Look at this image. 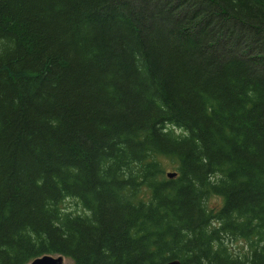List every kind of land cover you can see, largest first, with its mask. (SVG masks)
<instances>
[{"label":"trees","instance_id":"16d2710c","mask_svg":"<svg viewBox=\"0 0 264 264\" xmlns=\"http://www.w3.org/2000/svg\"><path fill=\"white\" fill-rule=\"evenodd\" d=\"M42 256L264 264V0H0V264Z\"/></svg>","mask_w":264,"mask_h":264},{"label":"water","instance_id":"95a60500","mask_svg":"<svg viewBox=\"0 0 264 264\" xmlns=\"http://www.w3.org/2000/svg\"><path fill=\"white\" fill-rule=\"evenodd\" d=\"M176 177V173L167 174L168 179H172ZM28 264H63L62 257H53V256H42L34 259ZM167 264H180L178 261H171Z\"/></svg>","mask_w":264,"mask_h":264},{"label":"rangeland","instance_id":"374dc122","mask_svg":"<svg viewBox=\"0 0 264 264\" xmlns=\"http://www.w3.org/2000/svg\"><path fill=\"white\" fill-rule=\"evenodd\" d=\"M176 132H178V130H176ZM166 171H165V174L163 176L165 177V179L169 180L167 178V174L174 173V171L172 169H166ZM64 207H65V212H67V213L82 214L80 211L79 205L73 201L66 202L64 204ZM64 207H62V208L64 209ZM53 257H55V256H53ZM172 261H176V260H172ZM169 262H171V261H169ZM63 264H72V263L70 260L63 258Z\"/></svg>","mask_w":264,"mask_h":264}]
</instances>
